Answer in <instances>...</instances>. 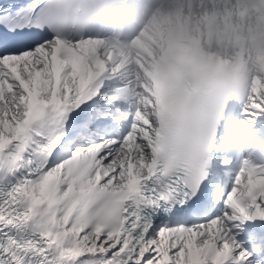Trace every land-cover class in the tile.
Segmentation results:
<instances>
[{"label": "snow or ice", "instance_id": "obj_1", "mask_svg": "<svg viewBox=\"0 0 264 264\" xmlns=\"http://www.w3.org/2000/svg\"><path fill=\"white\" fill-rule=\"evenodd\" d=\"M0 264H264V0H0Z\"/></svg>", "mask_w": 264, "mask_h": 264}]
</instances>
